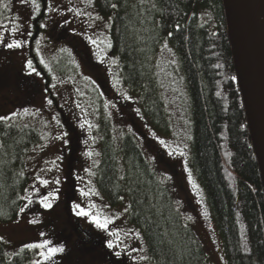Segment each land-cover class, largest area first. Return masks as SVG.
Listing matches in <instances>:
<instances>
[{
	"label": "trees",
	"instance_id": "1",
	"mask_svg": "<svg viewBox=\"0 0 264 264\" xmlns=\"http://www.w3.org/2000/svg\"><path fill=\"white\" fill-rule=\"evenodd\" d=\"M92 2L109 21V50L122 84L137 97L149 125L165 133L169 123L150 53L164 44L172 51L186 92L190 166L220 236L225 263L264 264V190L222 0ZM31 59L37 64L32 52ZM99 129L97 189L112 207L125 202L149 264H213L167 180L153 169L134 136L116 138L104 118ZM39 142L35 128L0 122L1 223L19 213L30 180L26 158ZM32 256L26 247L9 253L0 241V264H30Z\"/></svg>",
	"mask_w": 264,
	"mask_h": 264
},
{
	"label": "rangeland",
	"instance_id": "2",
	"mask_svg": "<svg viewBox=\"0 0 264 264\" xmlns=\"http://www.w3.org/2000/svg\"><path fill=\"white\" fill-rule=\"evenodd\" d=\"M40 1L41 19L31 0L25 3L0 0V97H6L7 101L0 111V117L6 119L0 122L33 127L40 136V142L26 158L30 180L20 208L28 203L25 197L30 198L32 203L24 213L19 211L13 221L0 222V241L6 250L12 253L25 245L42 243L41 240L47 235L44 226L48 217L54 220L53 225L59 229L63 226L70 228L78 219L84 230L91 229L104 241L111 240L118 244L116 251L121 255L117 257L115 253L112 254L116 264H123L131 257L134 264H149L143 239L128 222L125 202L112 207L97 189L99 119L104 118L116 138L126 133L134 136L153 169L167 180L175 200L190 218L211 262L226 264L221 239L205 195L190 166L186 92L181 77L176 74L172 51L164 44L158 45L150 53V63L169 123V132L165 133L149 125L142 115L137 97L122 84L117 60L108 46L109 21L98 14L92 0ZM56 19L67 30L63 38H58L51 29L50 22ZM41 24L45 26L41 27ZM13 28L16 31H12ZM14 40L20 41L22 47L10 49L6 46ZM31 52L37 59L35 65ZM7 59L13 62L16 73L25 78L21 83L23 100L15 99V73L10 76L7 85L2 84ZM28 61L32 62L35 71L27 67ZM34 88L37 89L32 95ZM180 152L184 155L181 156ZM68 176L73 178V188ZM39 179H59L60 182L42 186ZM81 190L98 194L83 196ZM54 191L58 198L52 201L53 207L45 209L40 206L41 196ZM76 204L93 214L112 219L109 231L118 233V237L98 229L89 217L77 216L73 210ZM33 219L37 222L29 223ZM62 247L67 249L64 245ZM32 250L30 264L36 260L46 264L39 255L41 250ZM72 258L73 253L66 250L62 261L72 264ZM87 259L89 264H106L105 258L96 252L88 255Z\"/></svg>",
	"mask_w": 264,
	"mask_h": 264
},
{
	"label": "water",
	"instance_id": "3",
	"mask_svg": "<svg viewBox=\"0 0 264 264\" xmlns=\"http://www.w3.org/2000/svg\"><path fill=\"white\" fill-rule=\"evenodd\" d=\"M222 5L264 190V0H222Z\"/></svg>",
	"mask_w": 264,
	"mask_h": 264
},
{
	"label": "flooded vegetation",
	"instance_id": "4",
	"mask_svg": "<svg viewBox=\"0 0 264 264\" xmlns=\"http://www.w3.org/2000/svg\"><path fill=\"white\" fill-rule=\"evenodd\" d=\"M51 29L55 31V33L58 35V38L65 37L67 30L66 28L60 23L59 19L52 20L50 22ZM82 45H84L82 43ZM82 55L85 56V54L80 51ZM15 73L16 77V85L14 87L13 92L17 95L16 100L24 99V90L21 88V83L25 80V78H22L21 75L16 73L14 69V64L10 59L6 60V63L4 65V71L2 74V84L7 85L8 80L12 74ZM22 80V81H21ZM32 82H37L34 79H31ZM20 82V83H19ZM37 88H34L35 93ZM27 99H30V96L27 97ZM7 104L6 97H0V111L2 110L3 106ZM71 163V162H70ZM70 163L68 165L70 166ZM68 181L70 183V187L73 188V178L71 176H68ZM48 217L45 221V232L46 237L42 239L51 241L52 247H60V246H66L67 249L70 252L73 253L72 258V264H89V259H87L88 255H91L93 252H96V254H101V257L105 258L106 264H116L115 260L112 259V254L115 253L117 248L109 249L107 247V242L101 239L100 236L95 234L91 229L84 230L78 219H75V224H73L70 228H67L66 226L61 227V229L54 226V220ZM74 221V220H73ZM69 222V221H68ZM57 253L54 257H52L51 260L43 261L46 264H67L62 261V257L65 256V252ZM123 264H134L133 259L127 258Z\"/></svg>",
	"mask_w": 264,
	"mask_h": 264
},
{
	"label": "snow or ice",
	"instance_id": "5",
	"mask_svg": "<svg viewBox=\"0 0 264 264\" xmlns=\"http://www.w3.org/2000/svg\"><path fill=\"white\" fill-rule=\"evenodd\" d=\"M20 2L21 3H25L26 0H20ZM31 3H32L35 11L38 13L40 11V7H41L40 4L37 3V0H31ZM4 7L7 8L8 5L5 4ZM113 7H115V5H113ZM77 15H79V13H77ZM44 26L45 25L41 24V27H44ZM12 31H16V29L13 28ZM169 35H171V33H169ZM92 43L95 44L96 41H92ZM6 46L8 48H10V49H14V48H21L22 44H21L20 41L14 40L12 43H8ZM108 46L111 47L110 44ZM27 67L32 69V62L31 61H28ZM32 70L35 71V69H32ZM233 79H235V78L233 77ZM48 103L51 104L52 101L49 100ZM2 119H6V117H0V120H2ZM160 142L162 144L164 143L163 141H160ZM179 154L181 156L184 155L183 152H180ZM88 155L91 156L92 154L88 153ZM53 163H55V162H53ZM52 182H54L56 184H59L60 181H59V179H56L55 181H49L47 179H39V183L42 186H48ZM193 187H196V185L193 184ZM90 194H98V193H95L94 191L90 193V192H85V191L81 190V195H83V196H88ZM57 198L58 197L56 196L55 191L54 192H49L47 195L41 196V198L39 199V204H40V206H42L45 209H51L53 207L52 201L57 199ZM25 199L28 200V203L25 204L24 207L20 208V210H19L20 213H24L25 209L28 207V205L32 203V200L30 198L25 197ZM93 207H95V205H93ZM73 210L75 211V214L77 216L89 217L91 223H93L98 229H101L103 231L108 232L109 235H117V237H118V233H113V232L109 231V224H111L113 222L112 219H110L108 217H102V216H100L98 214H93L92 212H90L89 210H86L85 208L81 207L78 204L73 206ZM125 211H127V209H125ZM205 215H207V213H205ZM36 222L37 221L34 220V219L29 221V223H36ZM41 235H43V234H41ZM50 245H51V241L44 240L42 243H32V244L25 245V247L29 248V249H39V250H41L39 252V255L41 257H43V259L45 261H48V260H51L52 257H54L57 253H60V252L64 251V248L62 246H60V247H52ZM107 247L109 249H114V248L118 247V244H114L111 240H109L107 242ZM115 255L117 257H119L121 255V253L119 251H116ZM33 264H41V261L36 260V261L33 262Z\"/></svg>",
	"mask_w": 264,
	"mask_h": 264
}]
</instances>
